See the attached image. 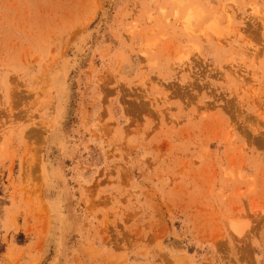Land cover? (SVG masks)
I'll use <instances>...</instances> for the list:
<instances>
[{
    "label": "rangeland",
    "instance_id": "rangeland-1",
    "mask_svg": "<svg viewBox=\"0 0 264 264\" xmlns=\"http://www.w3.org/2000/svg\"><path fill=\"white\" fill-rule=\"evenodd\" d=\"M0 264H264V0H0Z\"/></svg>",
    "mask_w": 264,
    "mask_h": 264
},
{
    "label": "bare ground",
    "instance_id": "bare-ground-1",
    "mask_svg": "<svg viewBox=\"0 0 264 264\" xmlns=\"http://www.w3.org/2000/svg\"><path fill=\"white\" fill-rule=\"evenodd\" d=\"M198 16H199V15H194V14H193V15H191V18H197V19H198ZM188 25H189V26H188V28H189V27H190V23H189ZM191 28H192V26H191ZM186 29H187V28H186ZM189 30H190V29H189ZM192 30H193V28H192ZM218 34H219V33H218ZM233 225H234V227L236 228V230L239 229V227H238L235 223H234Z\"/></svg>",
    "mask_w": 264,
    "mask_h": 264
}]
</instances>
